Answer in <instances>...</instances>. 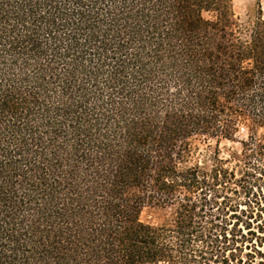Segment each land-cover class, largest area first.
Wrapping results in <instances>:
<instances>
[{
	"label": "trees",
	"instance_id": "16d2710c",
	"mask_svg": "<svg viewBox=\"0 0 264 264\" xmlns=\"http://www.w3.org/2000/svg\"><path fill=\"white\" fill-rule=\"evenodd\" d=\"M255 1L0 0V264H264Z\"/></svg>",
	"mask_w": 264,
	"mask_h": 264
},
{
	"label": "rangeland",
	"instance_id": "374dc122",
	"mask_svg": "<svg viewBox=\"0 0 264 264\" xmlns=\"http://www.w3.org/2000/svg\"><path fill=\"white\" fill-rule=\"evenodd\" d=\"M255 0H233V9L236 18L240 22L248 20L249 11L255 8ZM262 11L264 16V0H262ZM247 130L242 128L238 134L239 140L246 137ZM197 148L192 157L191 164H199L203 168H209L218 155L220 158H229L238 154L241 150L239 141L227 139H203L196 142ZM167 211L157 207H145L141 214V220L147 224L158 226L166 218Z\"/></svg>",
	"mask_w": 264,
	"mask_h": 264
}]
</instances>
